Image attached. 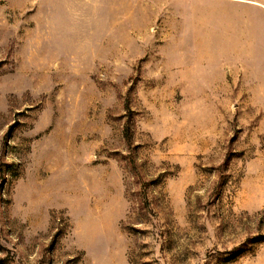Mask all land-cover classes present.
Segmentation results:
<instances>
[{
    "label": "rangeland",
    "instance_id": "rangeland-1",
    "mask_svg": "<svg viewBox=\"0 0 264 264\" xmlns=\"http://www.w3.org/2000/svg\"><path fill=\"white\" fill-rule=\"evenodd\" d=\"M0 264H264V0H0Z\"/></svg>",
    "mask_w": 264,
    "mask_h": 264
},
{
    "label": "trees",
    "instance_id": "trees-1",
    "mask_svg": "<svg viewBox=\"0 0 264 264\" xmlns=\"http://www.w3.org/2000/svg\"><path fill=\"white\" fill-rule=\"evenodd\" d=\"M263 237V236H262Z\"/></svg>",
    "mask_w": 264,
    "mask_h": 264
}]
</instances>
